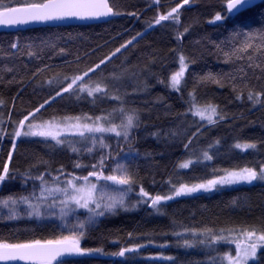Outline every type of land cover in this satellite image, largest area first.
<instances>
[{
    "label": "trees",
    "instance_id": "obj_1",
    "mask_svg": "<svg viewBox=\"0 0 264 264\" xmlns=\"http://www.w3.org/2000/svg\"><path fill=\"white\" fill-rule=\"evenodd\" d=\"M8 2V0H5ZM180 0H160L156 5L154 0H110L124 15L115 16L111 21L92 25H73L65 27H41L28 30L0 31V68L5 63L12 67L13 63L5 57V52L15 51L9 45L19 37L20 46L33 42L38 44L40 40L54 41L56 49H46L45 61L54 65L55 72L72 74L89 66H94L100 59L110 55L116 48L127 40L136 36L138 32L144 33L137 37L127 48H122L106 65H101L104 74L116 72L123 73L124 79L117 84L123 92L125 89L130 94L127 97L129 106L141 110L144 126L135 130L136 137L132 143L131 169L138 185L142 184L151 194H168L171 186L168 180L179 186L184 182L189 185L200 183L213 177V170L236 169L244 166H257V161H264V108L259 105L252 107L250 101L235 99V93L228 86L220 87L209 83L206 87L197 88V97L201 103L211 102L218 105V111L226 113V119L219 120L215 125L200 121L191 113L181 115L188 107L184 99L193 88L195 77L207 72L218 73L228 71L229 65L218 58L215 43L224 40L231 31L237 28H250L257 22L264 23V0L257 8L247 11L238 18H229L227 21L217 24L209 23L216 11L222 8V0H194L191 7L188 5L181 10L179 30L191 25L190 31L185 34L182 43L175 39V26L171 21L162 22V25H154L148 29L145 21L151 20L159 13H166ZM128 12H136L137 16H129ZM64 48L63 54L59 48ZM27 52V48H24ZM178 52H183L188 57H194L196 63L190 64L185 74L186 88L182 82V93H176L158 82V78L170 84V75L178 69ZM52 56L51 61L47 60ZM29 69L34 64L42 63L30 61L27 55L23 57ZM79 58V59H77ZM100 72V70H97ZM14 73H4L0 81V98L5 101L3 118L4 127L8 132L13 125L7 122L10 114L12 121L22 118V114L33 110L48 97L49 87H39L35 79H31V71L21 68L16 80L23 77V83H7ZM53 72L45 75L49 78ZM91 75V74H90ZM147 86L145 87L144 82ZM257 89L260 84L252 81ZM54 94V93H53ZM67 97V94H65ZM99 97V94H97ZM93 98L83 94L79 101L67 98H57L51 106L46 105L37 116L48 118L52 115H106L102 109H110L116 102L106 98H98L95 103ZM199 128L200 131L192 136ZM177 130L180 135L172 136L171 130ZM159 133V135H153ZM189 137L192 143L186 149L184 144ZM78 140V138H75ZM39 137H22L16 141L17 150L13 156L14 165L21 169H27L39 160L50 162L52 175H58L56 171L63 166L65 175L75 172L76 175H86L90 169H74L73 163L80 159L83 164L95 162L92 156L84 154L83 157L72 153L70 149H54V141L48 144L39 141ZM220 143L212 148L208 146ZM255 142L259 152L249 149L244 151L237 149V142ZM115 145V140L109 141ZM77 147L80 145L77 143ZM10 148L8 138H3L0 143V162L5 158ZM208 151L213 156L211 161H205L203 151ZM102 151L97 147L96 154ZM125 153H129L127 145ZM192 160L188 168H180L181 163ZM108 174L112 167V161H108ZM45 166L40 165L34 169L35 173L44 172ZM217 175H223L218 171ZM65 177L61 176L63 180ZM46 179L51 177L46 176ZM94 179V178H93ZM32 181L24 185L20 178L16 181L0 187V196L9 194L27 195L32 189ZM39 185V181H35ZM39 188L37 187V192ZM136 191L131 193L127 203L128 211L119 209L116 215L106 214L99 218L95 228L91 229L86 239L82 242L85 247L103 246L106 251H116L119 247L133 243H142L146 247L141 250L140 257L135 264H173L172 261L162 259H146L144 256L160 254L176 257L175 264H194L197 260L204 259V254L196 249L186 250L174 246L176 237L164 236L163 233L173 230L179 231L182 226L191 228H232L240 226H264V184L238 185L214 189L213 191L201 190L191 195L176 197L171 201L163 202L161 215L149 205L141 204L133 207L139 197ZM19 209L21 206L19 205ZM81 214V212L79 213ZM84 214V213H83ZM8 213H0V239H31L49 238L59 234V226L44 219L21 215L20 219H4ZM173 220L176 223H173ZM132 233V237L128 236ZM149 239L155 243H148ZM166 240L171 241L168 248H159L158 244ZM223 247H228L223 245ZM232 247V246H231ZM69 260L84 261L88 264H128L124 258L114 256L97 255L95 257H72Z\"/></svg>",
    "mask_w": 264,
    "mask_h": 264
},
{
    "label": "snow or ice",
    "instance_id": "obj_2",
    "mask_svg": "<svg viewBox=\"0 0 264 264\" xmlns=\"http://www.w3.org/2000/svg\"><path fill=\"white\" fill-rule=\"evenodd\" d=\"M194 0H180L174 7L166 13H159L151 20L145 21L147 28L154 25H162V22L171 21L175 26V39L182 43L185 34L190 31L191 25L184 26L183 31L179 30L181 24V10L186 5L191 7ZM156 5L160 0H154ZM260 6L259 0H222V8L216 11L208 21L212 24L223 23L231 18H238L247 11L254 10ZM125 13L119 10L115 3L110 0H0V26H19L31 23H48L62 21L70 18L81 20L99 19L101 17L120 16ZM127 15L136 17V12H128ZM144 33L138 32L136 36L127 40L120 47L116 48L110 55L99 60L94 66H89L83 70H78L72 74L55 72L54 65L45 61L44 53L46 49H56L54 41L42 39L38 44L29 42L20 46L19 37L9 45L15 51L5 52L7 60L19 61L9 67L5 63L0 68V81L3 80L4 73H14L12 79L7 83H23V77L16 80L21 68L31 71V79L36 80L39 87L47 85L49 95L33 110H28L22 114V118L12 121L11 115L7 117V122L13 125L12 131L4 127L5 119L0 115V143L3 138H8L10 148L6 152L5 158L0 162V187L10 184L20 178L24 185L32 181L31 191L27 195L9 194L0 196V206L8 209L7 220H17L21 214L17 211L19 205L27 206L26 215L36 218L57 217L61 221V228L58 235L49 238L31 239H0V264H88L84 261L69 260L66 257H95L97 255L114 256L124 258L128 264H135L141 255V250L146 247L142 243H133L119 247L116 251H106L103 246L85 247L82 242L91 229L95 228L100 217L106 214L116 215L119 209L129 210L127 203L130 193L136 191L139 199L135 206L141 204L149 205L161 215L165 213L161 210L163 202L171 201L176 197L191 195L201 190L211 191L217 186L235 185L253 182L264 184V161H257V166H244L236 169L213 170V177L205 179L200 183L189 185L181 182L179 186L173 183L171 178L168 183L171 191L168 194H151L146 191L132 172L131 161L127 159L132 151L131 145L136 137L135 130L144 126L141 110L129 106L127 97L130 95L125 89L117 87L125 77L123 73L112 72L104 74L101 65H106L116 53L122 48H127L137 37H142ZM216 54L222 62L229 65L228 71L218 73L207 72L202 76L195 77L193 88L187 93L184 99L182 93V82L186 88L187 81L185 74L188 72L190 64L196 63L194 57H188L183 52H178L179 70L170 75V84L158 78V82L176 93H181L187 108L181 115L186 116L192 113L194 117H199L200 121H207L210 125H215L219 120L226 119L227 114L218 111V105L211 102L201 103L197 97L196 90L200 86H207L209 83L220 87L228 86L235 93V99L240 101H250L252 107L259 105L264 108V23L257 22L250 28H237L229 33L222 41L215 43ZM59 53L65 52L64 48H59ZM27 55L30 61L42 63L34 64L31 69L24 62L23 56ZM52 56L47 60L51 61ZM79 59V58H77ZM100 70V72H97ZM53 72L51 78L45 74ZM91 74V75H90ZM256 81L260 84L257 89L252 83ZM147 86L146 81L144 82ZM54 93V94H53ZM92 97L95 103L98 98L115 101L116 104L110 109H102L106 115L92 116L87 113L81 115H52L48 118L37 116L46 105L51 106L57 98L79 101L83 94ZM67 94V97H65ZM99 94V97H97ZM5 105L3 98H0V108ZM200 131L192 133L195 136ZM177 130H171L172 136L180 135ZM159 135V133H153ZM22 137H39L41 143L48 144L49 140L54 141V149H70L72 153L83 157L84 154L92 156L95 162L83 164L80 159L73 163L74 169H90L86 175L78 176L75 172L65 175L63 166L56 171L58 175H52L47 160H39L27 169L21 171L13 162L14 153L17 150L16 141ZM75 138H78L75 139ZM115 140V145L109 141ZM77 143L80 147H77ZM192 143L189 137L184 147L187 149ZM220 143L210 144L212 148ZM127 145L129 153H125L124 146ZM97 147L102 151L96 154ZM237 149L247 151L249 149L259 152L255 142H237L234 145ZM203 158L211 161L213 156L208 151H203ZM108 161H112V167L108 174ZM192 160L181 163L180 168H188ZM40 165L45 166L44 172L35 173L34 169ZM218 171H223V175H217ZM46 176L51 179H46ZM61 176L65 178L62 180ZM94 178V179H93ZM35 181H39L37 186ZM103 182V183H101ZM115 186V188L113 187ZM37 187L39 191L37 192ZM59 209V211H54ZM85 210L86 215L81 218L79 210ZM75 215L71 222L68 217ZM175 224L176 221L173 220ZM164 236L176 237L174 246L186 250L196 249L204 254V259L197 260L194 264H264V226H240L232 228H221L219 230L205 227L202 229L182 226L181 230H173L163 233ZM131 238L132 233H128ZM148 243H155L149 239ZM171 241L166 240L158 244L159 248H168ZM227 245L228 247H223ZM234 245V247H231ZM148 259H162L176 262V257L164 255L161 252L157 256Z\"/></svg>",
    "mask_w": 264,
    "mask_h": 264
},
{
    "label": "water",
    "instance_id": "obj_3",
    "mask_svg": "<svg viewBox=\"0 0 264 264\" xmlns=\"http://www.w3.org/2000/svg\"><path fill=\"white\" fill-rule=\"evenodd\" d=\"M261 1L262 0H259V3ZM114 17L115 16H109V17H101L99 19H87V20L70 18L62 21H53L48 23H31L28 25H19V26H11V27L0 26V31L28 30V29L41 28V27H65V26H73V25L101 24L111 21ZM68 258H72V257H66V259Z\"/></svg>",
    "mask_w": 264,
    "mask_h": 264
},
{
    "label": "rangeland",
    "instance_id": "obj_4",
    "mask_svg": "<svg viewBox=\"0 0 264 264\" xmlns=\"http://www.w3.org/2000/svg\"><path fill=\"white\" fill-rule=\"evenodd\" d=\"M177 63H178V69H177V71L179 70V62H178V59H177ZM3 112H4V106L2 107V108H0V115H2L3 116ZM192 114V113H191ZM198 119H199V117H197ZM200 120V119H199ZM203 122H207L206 120L205 121H203ZM127 159L128 160H131L132 159V154L131 153H129V155H128V157H127ZM205 161H207L208 162V160H205ZM193 162V161H192ZM101 183H103V182H101ZM254 183H259V182H253V184ZM238 185H248V184H246V183H242V184H235V185H224V186H217V188H215L216 190H218V189H222V188H224V187H232V186H238ZM114 188H115V186H113ZM214 190V189H213ZM213 190H211V191H213ZM131 196V193L129 194V196H128V198ZM21 206V209H19V207H18V209H17V211L21 214V215H26V212H27V206L26 205H23V204H21L20 205ZM6 211L7 213H8V209L7 208H4V207H2V206H0V213H1V211ZM54 211H59V209H54ZM81 212V214H79ZM79 213H77L76 215H80L81 216V218H84V216L86 215V212H85V210H83V209H81V210H79ZM84 213V214H83ZM40 219H44L45 221H50L51 223H54V224H56V226H59V230H60V228H61V221L57 218V217H47V216H45L44 218H40ZM68 219H69V221L71 222L72 220H74L75 219V215H72V216H69L68 217ZM232 247H234V245H232ZM157 255H159V254H154V255H148V256H144V258H146V259H148V257H151V256H157Z\"/></svg>",
    "mask_w": 264,
    "mask_h": 264
}]
</instances>
